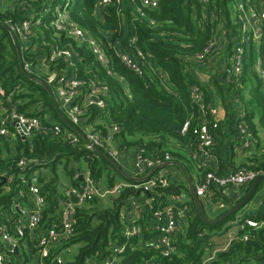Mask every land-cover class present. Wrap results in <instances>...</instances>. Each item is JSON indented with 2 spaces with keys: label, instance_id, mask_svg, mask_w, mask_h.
<instances>
[{
  "label": "trees",
  "instance_id": "16d2710c",
  "mask_svg": "<svg viewBox=\"0 0 264 264\" xmlns=\"http://www.w3.org/2000/svg\"><path fill=\"white\" fill-rule=\"evenodd\" d=\"M65 2L70 18L100 42L109 58L108 68L112 74L100 66L86 43L51 25L56 7ZM237 2L210 0L207 8L203 9L198 0H160L156 7L142 6L140 0H119L118 4L112 0L101 7L97 6V0H0V87L4 92L0 98L5 112L14 105L27 116L40 117L47 127L58 123L64 133L78 134L75 143L63 135L49 138L36 133L31 138H24L16 134L12 145L4 135H0V209L9 208L16 200L33 206L27 197V183L24 181L35 171L45 197L40 222L31 231L24 229L23 235L17 239L19 245L26 243L35 251L39 249L38 239L47 230L54 226L60 231V200L65 196L58 189L59 167L71 185H78L84 172L106 186H114L121 179L128 184L136 183L123 174L116 162L85 146L83 137L79 135L83 129H100L106 135L108 126L114 124L119 127L114 136L119 148L135 143L143 145L150 154L169 151L171 161L185 159L188 163L193 162L191 151L196 145L195 135L191 130L185 134L180 132L188 117L192 119L191 127L197 124V107L188 92L190 83L202 85L207 102L211 98L207 86L212 85L228 113L229 121H235L236 127L241 121L246 123L253 135L252 145L256 144L254 119L257 117L264 125V25L259 42L245 46V62L238 80L228 81L224 73H215L208 82H203L195 73L200 63L193 60L194 55L216 34L218 27L235 32ZM38 17L40 21L36 25ZM26 19H30L32 24L30 36L24 42L9 30L8 25H19ZM132 36L136 37L135 46L147 53L142 63V76L126 66L117 54L123 50L133 54L134 47L129 45ZM116 40H119L117 46ZM52 47L72 49L71 60L78 77L85 80L94 78L106 84L104 110L87 108L75 125L57 103L63 115V118L60 117L50 93L38 81H45V78L24 68L26 62L36 65L47 58ZM257 59L258 70L255 66ZM65 65L63 60H58L48 64V67L62 72ZM50 88L53 92L52 86ZM9 96L10 101H7ZM236 99L242 104L243 112L234 118ZM16 102H19L17 106ZM45 113L48 118L42 119ZM99 121L101 124L94 125ZM131 137L135 139L128 140ZM237 137L241 147L242 141ZM172 142L184 150H173ZM260 152V156L250 158L244 166H251L264 174V147ZM21 159L30 161L28 167L20 169L18 162ZM44 168L48 169V173L40 172ZM206 172L203 170L200 177ZM212 188L211 201L227 200L223 189ZM258 188L259 183L256 190ZM20 190H25V196L19 195ZM174 190L175 185L170 182L166 188L157 187L153 192H146L144 195L152 199V208L145 205L134 221H130L123 210L129 199L138 193L133 186H124L115 195L87 200L75 210L71 234L60 237L49 246L47 254L42 257V264H54L59 255L63 264H100L111 257L113 247L118 245H124V250L114 264H150L153 261L160 264L264 263V227L246 226L241 229L245 231H239L237 235L246 232L248 240H232L224 249H214L212 237L227 230L225 224L236 220L238 210L219 222L207 223L197 213L192 200L189 201L190 210L185 213L184 227L177 226L172 235L174 251L168 257L160 255L150 245L159 235L152 209H156L162 201L165 203V193L172 194ZM257 212L255 216H242L238 222L249 217L264 222L262 205ZM147 223L151 224L149 228ZM132 224L140 227V233L126 236L123 231ZM13 235L18 237L15 233ZM71 247L74 248L71 253L65 251ZM0 252L7 255L6 264H26L25 254L19 256L18 252L9 250L4 244H0Z\"/></svg>",
  "mask_w": 264,
  "mask_h": 264
},
{
  "label": "built area",
  "instance_id": "2783aa9c",
  "mask_svg": "<svg viewBox=\"0 0 264 264\" xmlns=\"http://www.w3.org/2000/svg\"><path fill=\"white\" fill-rule=\"evenodd\" d=\"M115 1L117 4L119 3V0ZM209 1L210 0H198L203 9L207 8ZM111 2L112 0H97L96 4L98 7H101ZM140 2L142 6L156 7L160 0H140ZM235 8V32L224 29V32L227 33L226 39L228 40L229 52L227 56L228 60L223 66V73L225 79L228 81L238 80L240 77L245 62V46L251 42H259L262 35V26L264 25V0H238ZM118 11H120L119 7ZM39 21L40 17L36 18L35 24L37 25ZM150 22L152 23V21ZM31 24L32 21L26 19L19 25L10 23L8 26L11 32L15 33L25 42L30 36ZM51 25L58 31H65L67 35L71 36L73 39L86 43L100 66L105 67L107 73L112 74L111 70L108 68L109 58L100 42L70 18L67 10V2L59 4L56 7ZM135 43L136 37H130L129 45L134 47L132 55L126 50L118 51L117 54L126 66L139 76H142V63L147 53L135 46ZM115 45H119V40L115 41ZM217 47L218 41L215 34L207 41L203 48L194 55L193 60L197 63L204 62L213 55ZM72 56V49L52 47L47 58L45 57L42 59L36 66L26 62L24 68L28 72H35L31 67H37L39 71L44 73L45 81L54 89L53 92L56 102L64 108L69 121L76 125L80 122V117L87 108L94 107L99 110H104L106 106L104 96L107 94V86L104 82L94 78L85 80L78 77L74 63L71 60ZM58 60H63L66 63L63 71L50 70L48 64L55 63ZM255 66L258 69L259 59H257ZM67 69L71 71L67 72ZM188 92L191 101L197 107V124L191 127L192 119L188 117L182 124L180 132L181 134H185L191 130L192 134L195 135L197 141L195 147H192L191 157L197 159L200 156L205 157L210 154V149L214 143L213 130L217 128V119L215 118L217 116V109L206 101L201 84L190 83ZM3 93V89L0 87V94L3 95ZM7 101H10V96L7 97ZM239 116H241V114H238L237 117ZM8 125L14 126L17 134L24 138H31L34 134L41 133L47 135L49 138L63 135L64 138H67L72 143L78 141V134L64 133L58 123H52L51 126L47 127L42 123L40 117L27 116L15 108H12L8 112L4 110V114L0 117V135H6L8 133ZM108 127L106 135H104L100 129L93 130L92 128L83 129L79 135L83 137L86 147H96L106 153L114 162L118 163L121 148H119L116 143L114 136L115 133L119 131V127L114 124ZM237 136H239L242 141V148H249L252 145L253 135L247 124L242 121L237 125ZM171 158L172 156L169 151H165L163 154L157 152L150 154L143 145L137 144L133 154V179L136 181L135 184L123 182L117 183L114 186H106L101 181L95 180L86 173L82 176L81 182L78 185L68 186L65 189V198L62 204L60 231L52 226L38 239V246L43 254L46 255L49 246L60 237H67L71 234L75 210L87 200L95 197L105 198L108 195H115L124 186H133L142 194L153 192L157 187H168L170 179L166 166L171 164ZM29 162L30 161L26 159H21L18 162V166L20 169H24L28 167ZM155 166H158V168L154 169ZM261 174L260 170L244 165L238 166L236 169L226 174L207 171L203 177L196 180L195 193L198 197L200 196L204 200L211 201V197L213 196L212 187L224 190L228 187L248 185ZM148 175L149 177L144 179ZM24 182L27 183V197L33 201V208L30 214H28L26 222L16 228L15 234H17L18 237L10 232L5 223H0V241L6 243L9 250H12L16 246L17 239L23 235L25 228L31 231L37 227L41 219L42 207L45 203V197L41 192V184L37 174L33 172L28 180ZM159 194L162 195V193ZM19 195L25 196V190H20ZM151 201L152 199L148 197L147 202L142 205L132 201L131 204L135 212H137V215L132 214L128 219L130 221L138 219L145 205L152 208L150 204ZM261 205L264 208V201L261 202ZM17 208L24 212L21 206H19V203H17ZM188 210L189 208L184 204H182L178 210L173 204L167 201H165V203H163V201L160 202L156 209H152L153 220L157 225L159 235L150 242V245L154 250L160 253V255L168 257L174 251V247L172 246V235L177 228L176 218L178 213L185 215ZM150 225V223H147L148 228ZM246 226L254 228L264 227V222L245 219L241 222V229ZM239 231L245 230H238V232ZM123 232L126 236L136 235L140 233V227L136 224H132L125 227ZM237 239L246 241L249 239V234L244 232L241 236L237 235V233L230 236L226 246L232 240ZM226 246H223L222 249ZM123 250L124 245L114 246L111 257L100 264H114L117 261V256L121 254ZM7 260V255L0 252V264H6ZM54 264H63L62 257H56ZM150 264L160 263L158 261H153Z\"/></svg>",
  "mask_w": 264,
  "mask_h": 264
},
{
  "label": "crops",
  "instance_id": "0c3cea01",
  "mask_svg": "<svg viewBox=\"0 0 264 264\" xmlns=\"http://www.w3.org/2000/svg\"><path fill=\"white\" fill-rule=\"evenodd\" d=\"M223 26H220L216 29V38L218 41V47L214 51L213 55L207 58L204 62L200 63L198 66V70H195V73L202 79L203 82H208L211 75L217 73L223 75V66L225 62L228 60V40L226 39L227 33L224 32ZM223 31V33H222ZM37 65V64H36ZM35 65V66H36ZM31 69L35 70V74L42 76L44 73L39 71L37 67H31ZM258 70V69H257ZM46 71V69H45ZM28 72V71H27ZM221 80V79H220ZM209 89V95L211 96L209 103L212 104L217 109V119L218 127L217 129L213 130L214 134V143L212 148L210 149V154L208 156H200L197 160L193 159L191 163L186 162L184 159L183 161H171V164L167 165L166 168L168 169V177L170 182L175 185V190L172 194L165 195V201L170 202L173 204L178 210L182 204L186 205L189 210L191 206L189 205V201L193 199L191 198L189 185L194 188L195 191V183L196 180L200 178L201 172L203 170L207 171H214L219 174H226L228 172L233 171L240 165H244L250 158H256L257 155H261L260 149L264 147V125L260 123L257 117L254 119L256 124V134L254 135L256 138V144L252 145L249 148H242L238 144V137H237V127L236 122L229 121L228 113L224 109L220 97L215 93V89L212 85L207 86ZM235 111H234V118L236 114L243 112L242 104L236 99L234 100ZM19 102H16V106ZM16 107L14 105L11 106V109ZM5 106L0 98V117L4 114ZM48 118V114L45 113L42 119ZM101 122L94 123V125H99ZM17 132L14 126L10 125L8 129V133L5 136L8 143L12 145L13 140L15 139ZM135 138H128V140H134ZM175 143V142H174ZM173 142L170 143L173 150H184L183 147H180L179 144H174ZM137 144H129L127 146H122L120 150V158L118 160L117 165L120 166V170L123 172L124 175L133 177V154L136 150ZM118 148V147H117ZM180 164L181 166H179ZM41 173H48V169H41ZM63 173L61 167L58 169V173ZM34 173L38 174L37 171ZM86 172L81 173L84 176ZM264 175V174H263ZM60 177V176H59ZM124 180H118L117 183H123ZM259 188L255 191V193L250 197V199L243 204L240 208H238V213L236 214V220L227 222L225 226H228L227 230L224 231L223 234L227 233L229 238L230 236L238 233V230H241V222L239 223L238 220L248 214L255 216L258 212V207L261 205L262 197L264 196V180H260ZM59 184V193L65 196V189L71 185L70 181L66 179L64 184ZM61 184V185H60ZM258 185V184H257ZM62 186V187H61ZM251 183L244 186L238 187H228L224 189L223 195L225 199H219L217 201H208L202 199V197H198L200 204L203 205L202 209L204 211L205 216L208 219H215L220 216L222 213L227 211L231 206L241 200L245 194L248 192ZM196 194V193H195ZM256 197L255 200H252ZM64 199V198H63ZM63 199L60 200V205L63 204ZM33 204V201L29 199ZM134 201L136 204L142 205L143 203L147 202V197L142 193H137L136 196L130 198L128 203L124 206L123 210L126 211L127 217L132 214H136L135 210L133 209V205L131 202ZM253 201V202H252ZM17 203L19 206L24 210V212L18 210ZM194 203V202H193ZM231 203V204H230ZM252 203V204H251ZM195 205V204H194ZM32 207H29L28 204L21 203L19 200H16L12 203L9 208L0 209V223H5L10 232L12 234L15 233V230L21 224H24L28 218V214H30ZM178 213V212H177ZM186 216L183 214L178 213L177 216V226L183 228L186 222ZM248 219H252L249 217ZM254 220V219H252ZM222 231V230H220ZM219 232V231H218ZM222 234V235H223ZM228 242V241H227ZM0 244H4L7 248L8 245L4 242L0 241ZM227 244V243H226ZM226 246V245H224ZM17 248V252L20 255L25 254L26 257V264H42L41 260L42 257L45 256L42 250L39 248L35 251L31 250L26 243L23 245H19L18 243L15 246ZM223 247V246H222ZM9 249V248H8ZM221 249V248H219ZM14 250V248L12 249ZM74 250L71 247L67 251L71 253ZM48 252V249H47ZM4 253V252H3ZM60 256V255H59ZM61 257V256H60ZM257 262H251L250 264H256ZM93 264V263H91ZM264 264V263H261Z\"/></svg>",
  "mask_w": 264,
  "mask_h": 264
},
{
  "label": "water",
  "instance_id": "95a60500",
  "mask_svg": "<svg viewBox=\"0 0 264 264\" xmlns=\"http://www.w3.org/2000/svg\"><path fill=\"white\" fill-rule=\"evenodd\" d=\"M46 89L47 91L50 93L51 97H52V100H53V104H54V107L56 108L57 112L59 113L60 117L63 118V115L62 113L60 112L59 110V107H58V104L56 102V99L53 95V92L49 86V84L44 81V80H38ZM92 149L96 150L98 153L102 154L105 158L108 159V156L105 155L100 149L96 148V147H92ZM111 162L114 163V161L112 159H109ZM179 166H181L180 164H178ZM158 168V166H155L154 169ZM149 177L146 176L144 179H147ZM80 178H82V175H80ZM260 180H264V175L261 174L259 175L252 183H251V186L248 190V192L245 194V196L239 200L237 203H235L233 206H231V208H229L227 211H225L224 213H222L220 216H218L217 218L215 219H208L205 214H204V211L201 207V204L199 202V199L198 197L196 196L195 194V191H194V188L189 185V189H190V194H191V198L193 199V202L195 204V208L197 210V213L199 214V216L207 223H216V222H219L221 220H223L225 217H227L228 215H230L231 213H233L234 211H236L238 208H240L243 204H245L249 199L250 197L254 194L255 190H256V187H257V184ZM139 193V192H138ZM14 251L17 252V248L14 247Z\"/></svg>",
  "mask_w": 264,
  "mask_h": 264
},
{
  "label": "rangeland",
  "instance_id": "374dc122",
  "mask_svg": "<svg viewBox=\"0 0 264 264\" xmlns=\"http://www.w3.org/2000/svg\"><path fill=\"white\" fill-rule=\"evenodd\" d=\"M222 33H223V31H222ZM59 176L60 177H59L58 183L64 184L66 182V179H67L66 176L60 172H59ZM58 188H60V187H58ZM255 199H256V197H254L252 200H255ZM212 239L214 240V243H215L214 249H216V248H221L222 246L226 245L227 241L229 240V236L227 233H225L223 235H215L212 237Z\"/></svg>",
  "mask_w": 264,
  "mask_h": 264
}]
</instances>
